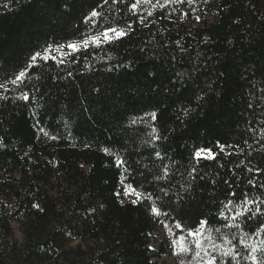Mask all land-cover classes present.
I'll list each match as a JSON object with an SVG mask.
<instances>
[{
    "label": "trees",
    "instance_id": "trees-1",
    "mask_svg": "<svg viewBox=\"0 0 264 264\" xmlns=\"http://www.w3.org/2000/svg\"><path fill=\"white\" fill-rule=\"evenodd\" d=\"M157 1L141 20L136 0H0V264H165L159 225L226 234L238 264L264 249V0ZM108 27L128 34L31 61Z\"/></svg>",
    "mask_w": 264,
    "mask_h": 264
},
{
    "label": "snow or ice",
    "instance_id": "snow-or-ice-1",
    "mask_svg": "<svg viewBox=\"0 0 264 264\" xmlns=\"http://www.w3.org/2000/svg\"><path fill=\"white\" fill-rule=\"evenodd\" d=\"M176 2H180L183 3L184 0H176ZM189 3L194 2V0H188ZM140 3V0H136V3L131 4V8L132 9H136L138 7V4ZM7 6V5H5ZM98 15V13L96 11H92L91 13V17L87 18L89 21L91 20L92 17H96ZM199 19V17H198ZM141 20H143V17H141ZM129 28L131 27V25L128 26ZM128 33L124 28H117V27H108L105 28L103 30L102 33H99L95 36H91V37H87L85 38V40L83 41V45H77L75 43H70L67 45V47L72 51V52H78L81 50V46L83 47H87L89 44V40H91L92 42H94L97 46L100 45L101 42V36L103 37V42L106 43H112L113 39L115 40H119L122 37L126 36ZM63 46L58 45L57 48H62ZM45 55H43L41 57L40 53H36L35 55H33L31 57V61H36L38 58L43 59L44 61H48V60H52L54 62H58L60 64H62L64 62V57L63 55L60 56V58L57 60V57L52 56L51 55V49L50 48H46L45 50ZM28 67H33L32 64H29ZM69 75H71V73H69ZM26 79V72L25 71H21L16 77L15 79H13L11 81V84L13 85H19V84H23L24 80ZM0 88H5V86L3 84H0ZM6 90V89H5ZM22 98L25 101L29 100V96L28 94H24L22 96ZM187 114V112L185 113ZM152 119L155 120L156 119V114L153 113L152 114ZM135 122V121H134ZM157 139H160V137H157ZM220 149L221 152H224L226 147H233L231 145H221L218 144L217 145ZM105 151H108V149H105ZM233 153H228V155H232ZM218 153H215L212 151V149L210 148H198L195 149L193 151L192 154V159L193 161L198 164L201 160H215L217 157ZM156 156L157 157H161V153L160 152H156ZM127 164V161L124 159H118L117 161V166H124ZM127 170V169H126ZM198 172V168L197 167H193L191 169V172L189 173L190 176H192V181L189 182V188H193L194 187V181L199 178L201 180L204 179L203 176H199L197 177L196 175H194L195 173ZM216 181H213V183H215ZM225 184L228 183L227 180L223 181ZM249 183L251 184L252 181L250 180ZM261 187H264V185H262ZM127 191V190H126ZM133 193L137 195L138 198H142V194L137 193L135 188H133ZM188 192V189H185V193ZM149 198L151 197V193L148 194ZM163 195L167 196L168 193L164 192ZM229 195L231 196H235L236 193L232 192ZM255 203V201L253 200H249L247 198H245L240 204H239V211H235V208L237 206L236 201L234 200H229L227 202L226 205H224V207H228L229 205L233 206V210H234V215H232L230 218L232 220H235L237 217L244 215L246 212L248 211H252L248 205ZM152 211L154 213H159V209H157L155 206H153ZM261 210L259 207H257L255 209V212L259 213ZM165 216L168 215L167 212L163 213ZM229 226V225H226ZM176 227L178 229H182L183 225L180 223L176 224ZM261 229H264V224L261 225ZM187 231V235L186 236H179L177 237L176 240L172 241V246H173V254L176 255L177 257L181 256V255H185V256H192L193 259L196 260L197 264H217V256L214 254V252H219V255L221 258L224 257H230L231 260L234 262V264H238V261H236V257L239 255V252L236 251L235 246L232 244V240L228 239L226 237V234L221 237V239L223 240L224 244L230 245L231 246V251H226L223 249L222 245H219L215 242V240H212L211 243V248L212 251H209V249L207 247H205V243H207V241H205L203 239V233L200 232L199 230L197 231H193L191 229L186 230ZM214 231L216 232H220V229H215ZM209 232V239L211 240V230H208ZM247 235V233L245 234ZM190 238V239H189ZM241 242L243 243V238H241ZM178 248V250H177ZM244 248L246 251H248V254L251 258V260L253 261V264H257V255L256 253L258 251H264V249H260L258 250L255 246H250L247 244H244ZM181 264H185L184 260H181Z\"/></svg>",
    "mask_w": 264,
    "mask_h": 264
},
{
    "label": "rangeland",
    "instance_id": "rangeland-1",
    "mask_svg": "<svg viewBox=\"0 0 264 264\" xmlns=\"http://www.w3.org/2000/svg\"><path fill=\"white\" fill-rule=\"evenodd\" d=\"M155 1H156V3L159 2L157 0H145L144 2H140L138 4V9H139L138 12L142 15L143 18H145L149 14L150 6L153 5V2H155ZM163 1H165V0H163ZM101 39H103L102 36H101ZM83 41L72 42V43H75L77 45H81V44H83ZM89 41H91V40H89ZM67 45L68 44L63 45L62 48H57V47L50 48L51 49V55L55 56V57H60L61 55L68 53L70 51V49L67 47ZM45 54L46 53L44 51L41 56H43ZM126 196L129 200H135L137 198V195L134 194L132 190L126 191ZM198 230L203 233V239L205 241H207V243H205V247H207L209 249V251H212V248H211L212 240L209 239L208 231L205 229L204 224ZM169 231L170 232H167L165 228H163L161 225H159V226H157L155 231L152 233L154 240L151 243V247L156 248L159 245H164L168 250V252L162 256L161 260L164 261L165 264H181L180 261L187 258V259H189V260H191L197 264L196 260L193 259L192 256H190V255L189 256L181 255V256L177 257L176 255L173 254L172 241L176 240L177 237L182 236V235H177L172 229ZM16 236H17V238H19L18 233H16ZM183 236H186V235H183ZM177 250H178V248H177ZM215 253L216 252H214V254Z\"/></svg>",
    "mask_w": 264,
    "mask_h": 264
}]
</instances>
